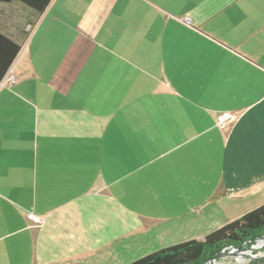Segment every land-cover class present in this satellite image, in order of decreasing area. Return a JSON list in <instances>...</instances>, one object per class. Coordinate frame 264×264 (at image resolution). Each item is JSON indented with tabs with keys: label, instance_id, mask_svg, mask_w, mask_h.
Listing matches in <instances>:
<instances>
[{
	"label": "crops",
	"instance_id": "crops-1",
	"mask_svg": "<svg viewBox=\"0 0 264 264\" xmlns=\"http://www.w3.org/2000/svg\"><path fill=\"white\" fill-rule=\"evenodd\" d=\"M0 31V264H131L264 205V0L12 2Z\"/></svg>",
	"mask_w": 264,
	"mask_h": 264
},
{
	"label": "trees",
	"instance_id": "trees-1",
	"mask_svg": "<svg viewBox=\"0 0 264 264\" xmlns=\"http://www.w3.org/2000/svg\"><path fill=\"white\" fill-rule=\"evenodd\" d=\"M51 1L0 0V4L19 2L37 13H42ZM19 52V44L0 31V83ZM261 236H264V205L212 232L204 241L194 240L166 248L131 264H204L230 247L238 250L249 249Z\"/></svg>",
	"mask_w": 264,
	"mask_h": 264
},
{
	"label": "water",
	"instance_id": "water-1",
	"mask_svg": "<svg viewBox=\"0 0 264 264\" xmlns=\"http://www.w3.org/2000/svg\"><path fill=\"white\" fill-rule=\"evenodd\" d=\"M263 244H264V236H261L249 249L243 248L242 250H238L234 247H230L228 249L223 250L222 252L217 254L213 259L205 262L204 264H212L216 261L222 260L223 258L230 256L231 254H236V255L237 254L247 255L248 253L253 254V252L260 251ZM262 258H264V256Z\"/></svg>",
	"mask_w": 264,
	"mask_h": 264
},
{
	"label": "rangeland",
	"instance_id": "rangeland-1",
	"mask_svg": "<svg viewBox=\"0 0 264 264\" xmlns=\"http://www.w3.org/2000/svg\"><path fill=\"white\" fill-rule=\"evenodd\" d=\"M30 20L27 21V23L29 22ZM28 25V24H27ZM27 25L24 27V34H26V28H27ZM21 32H23L21 29H20ZM255 258L254 259H251L248 258V262L247 264H264V258H262L264 256V244L262 245V248L260 251H256V252H253ZM240 256H244V255H241V254H231L230 256L228 257H225L223 258L222 260H219V263H227V264H236V261L238 260V258L236 257H240ZM253 256V257H254Z\"/></svg>",
	"mask_w": 264,
	"mask_h": 264
},
{
	"label": "bare ground",
	"instance_id": "bare-ground-1",
	"mask_svg": "<svg viewBox=\"0 0 264 264\" xmlns=\"http://www.w3.org/2000/svg\"><path fill=\"white\" fill-rule=\"evenodd\" d=\"M236 258H238V260L236 261V264H247V262L249 261L248 258H250L251 260V259H254L255 256L253 257L251 253L250 254L248 253L247 255L236 257ZM212 264H222V263H219V261H216ZM223 264H227V263L224 262Z\"/></svg>",
	"mask_w": 264,
	"mask_h": 264
},
{
	"label": "built area",
	"instance_id": "built-area-1",
	"mask_svg": "<svg viewBox=\"0 0 264 264\" xmlns=\"http://www.w3.org/2000/svg\"><path fill=\"white\" fill-rule=\"evenodd\" d=\"M188 21V20H187ZM189 22V21H188ZM227 119H229V116L227 115V114H223V115H221V116H219V118H218V123L220 124V126H222L223 127V125H224V123H225V121L227 120ZM253 255V254H252ZM254 256V255H253Z\"/></svg>",
	"mask_w": 264,
	"mask_h": 264
}]
</instances>
